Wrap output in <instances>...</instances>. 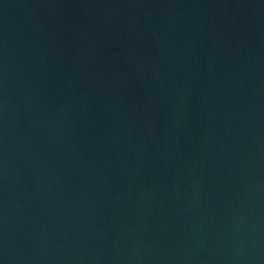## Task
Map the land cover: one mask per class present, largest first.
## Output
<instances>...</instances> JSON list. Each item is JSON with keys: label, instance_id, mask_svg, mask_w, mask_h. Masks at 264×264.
I'll return each instance as SVG.
<instances>
[{"label": "water", "instance_id": "water-1", "mask_svg": "<svg viewBox=\"0 0 264 264\" xmlns=\"http://www.w3.org/2000/svg\"><path fill=\"white\" fill-rule=\"evenodd\" d=\"M0 264H264V0H0Z\"/></svg>", "mask_w": 264, "mask_h": 264}]
</instances>
